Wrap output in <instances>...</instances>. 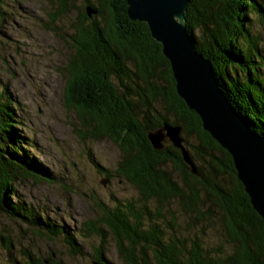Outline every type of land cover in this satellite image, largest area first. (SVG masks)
<instances>
[{"label": "trees", "instance_id": "1", "mask_svg": "<svg viewBox=\"0 0 264 264\" xmlns=\"http://www.w3.org/2000/svg\"><path fill=\"white\" fill-rule=\"evenodd\" d=\"M261 1L188 0L184 17L197 51L211 63L231 107L252 132L264 136V58L248 18L255 14L264 25ZM83 3L95 13L93 18L87 17L83 9L72 25L65 102L76 111L89 136L106 138L118 147L116 174L135 188L138 197L136 202L116 201L112 207L96 202L98 217L79 230L84 238L98 239L93 264H111L105 257L108 238L123 264H264V221L250 205L229 154L204 132L199 117L177 95L160 44L152 39L146 24L127 16L125 0ZM58 6L56 16L73 8V0H59ZM103 11L108 21L100 25L95 19ZM158 102L164 111L158 112ZM165 123L180 127L197 175L191 174L171 143L162 151L152 149L147 133ZM14 124V103L10 97L0 96V215L33 227L46 239L63 235L71 255L82 256L75 232H65L48 218L41 220L35 210L17 199V181L37 183L52 178L24 148L31 146L18 135ZM189 137L195 141L188 143ZM168 162L180 184L164 169ZM92 164L108 175L96 162ZM173 200L189 227L200 228L192 236L167 231L175 223L172 212L163 227L160 210ZM149 204L155 205L154 212ZM213 209L220 216L223 241L209 246L201 227L214 217ZM225 244L230 249L226 254ZM10 245L11 240L0 234V246L9 252ZM12 264L57 263L53 253L40 259L26 250L23 260Z\"/></svg>", "mask_w": 264, "mask_h": 264}, {"label": "rangeland", "instance_id": "2", "mask_svg": "<svg viewBox=\"0 0 264 264\" xmlns=\"http://www.w3.org/2000/svg\"><path fill=\"white\" fill-rule=\"evenodd\" d=\"M90 1L96 5L95 0ZM58 2L0 0V96H8L13 101L14 129L31 146L23 147L52 178L48 182L37 183L32 180L17 181L14 185L17 199L35 210L41 220L48 218L65 232H75L83 255H71L63 235H50V239H46L38 236L33 227L0 215V234L11 240L9 252L0 246V264L22 261L26 250L40 259L53 253L57 264H93V249L98 239L96 236L84 238L79 230L86 222L98 217L95 213L98 210L96 202L112 207L116 201L136 202L138 198L135 188L116 174L120 158L118 147L106 138L95 140L89 136V131L81 126L76 111L65 102V65L72 54L69 36L72 25L78 20V13L83 9L86 13L89 5L86 6L83 0H73V8L56 16ZM261 4L264 7V0ZM103 12L102 17L95 19L100 25L108 21L107 12ZM248 18L251 19V35L259 38L258 46L264 58V25L255 14ZM161 104V107L155 106L158 112L164 111ZM167 118L169 122L173 121L171 115ZM193 141L194 138L189 137L188 143ZM169 143L165 139L164 147ZM91 160L108 175L103 171L98 172ZM194 165L197 167L195 162ZM164 169L171 172L180 184L179 176L172 171L169 162ZM221 184L226 185L223 181ZM10 200L15 202L16 199ZM149 205L154 212L155 205ZM212 211L214 217L201 227L209 246L223 241L220 216L214 209ZM171 212L175 216V223L173 230L167 231L184 236H192L193 232L199 231L200 228L189 227L187 217L182 215L175 200L160 210L164 217L163 227L170 221ZM108 240L105 246L106 260L111 264H123L116 255L112 240ZM229 251L225 244L223 252L226 254Z\"/></svg>", "mask_w": 264, "mask_h": 264}, {"label": "water", "instance_id": "3", "mask_svg": "<svg viewBox=\"0 0 264 264\" xmlns=\"http://www.w3.org/2000/svg\"><path fill=\"white\" fill-rule=\"evenodd\" d=\"M127 16L145 23L152 39L170 64L176 93L200 119L202 129L231 158L237 180L250 205L264 221V136L252 132L245 120L231 107L219 88L209 60L195 48L185 26L188 0H125ZM88 17L95 13L86 8ZM180 127L163 124L148 132L155 151L163 150L167 139L177 148L191 174L197 171L183 145Z\"/></svg>", "mask_w": 264, "mask_h": 264}, {"label": "flooded vegetation", "instance_id": "4", "mask_svg": "<svg viewBox=\"0 0 264 264\" xmlns=\"http://www.w3.org/2000/svg\"><path fill=\"white\" fill-rule=\"evenodd\" d=\"M163 147H164V145H163Z\"/></svg>", "mask_w": 264, "mask_h": 264}]
</instances>
